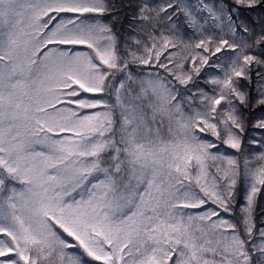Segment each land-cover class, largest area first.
<instances>
[{"label": "snow or ice", "instance_id": "6c2138e0", "mask_svg": "<svg viewBox=\"0 0 264 264\" xmlns=\"http://www.w3.org/2000/svg\"><path fill=\"white\" fill-rule=\"evenodd\" d=\"M262 200L264 0H0V264H264Z\"/></svg>", "mask_w": 264, "mask_h": 264}, {"label": "trees", "instance_id": "16d2710c", "mask_svg": "<svg viewBox=\"0 0 264 264\" xmlns=\"http://www.w3.org/2000/svg\"><path fill=\"white\" fill-rule=\"evenodd\" d=\"M261 204L264 205V200L261 201Z\"/></svg>", "mask_w": 264, "mask_h": 264}, {"label": "rangeland", "instance_id": "374dc122", "mask_svg": "<svg viewBox=\"0 0 264 264\" xmlns=\"http://www.w3.org/2000/svg\"><path fill=\"white\" fill-rule=\"evenodd\" d=\"M230 151V150H229Z\"/></svg>", "mask_w": 264, "mask_h": 264}]
</instances>
